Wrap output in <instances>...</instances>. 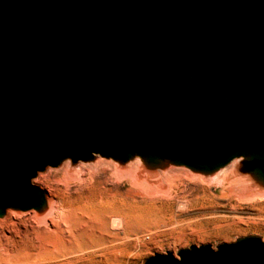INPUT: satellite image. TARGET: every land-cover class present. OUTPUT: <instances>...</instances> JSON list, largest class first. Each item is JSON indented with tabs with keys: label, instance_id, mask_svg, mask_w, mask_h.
Masks as SVG:
<instances>
[{
	"label": "water",
	"instance_id": "water-1",
	"mask_svg": "<svg viewBox=\"0 0 264 264\" xmlns=\"http://www.w3.org/2000/svg\"><path fill=\"white\" fill-rule=\"evenodd\" d=\"M100 161L264 194V0H0V219L44 217L37 176ZM176 256L141 264H264V241Z\"/></svg>",
	"mask_w": 264,
	"mask_h": 264
},
{
	"label": "rangeland",
	"instance_id": "rangeland-1",
	"mask_svg": "<svg viewBox=\"0 0 264 264\" xmlns=\"http://www.w3.org/2000/svg\"><path fill=\"white\" fill-rule=\"evenodd\" d=\"M119 172L112 162L100 161L75 170L64 165L40 173L33 183L43 188L57 206L43 220H38L33 212H12L0 219V236L12 237L20 230L26 231L22 242L36 256L10 264H141L145 258L167 252L178 259L177 250L190 245L211 244L214 248L218 243H231L251 234L264 241V198L253 195L242 185H225L228 180L225 179L222 185L216 186L205 182L202 176L193 178L185 169H172L164 174L174 179V183L162 188L139 183L135 174L119 178ZM110 174L113 179H106ZM100 182L119 185L122 189L134 184L135 191L154 192L153 199L133 208L127 246L119 243L115 251L84 248L86 239L83 238H79L81 243H68L72 205L82 196L95 192ZM202 189L209 191L213 198L200 202L202 205L192 202ZM222 192L227 195L222 197ZM186 199L190 204L178 208L180 200Z\"/></svg>",
	"mask_w": 264,
	"mask_h": 264
},
{
	"label": "bare ground",
	"instance_id": "bare-ground-1",
	"mask_svg": "<svg viewBox=\"0 0 264 264\" xmlns=\"http://www.w3.org/2000/svg\"><path fill=\"white\" fill-rule=\"evenodd\" d=\"M115 169L120 171L119 178L122 176L129 177L135 174V179L139 181V183H148L150 186L155 185L156 187L169 188L175 181L174 179L170 180L168 178L169 175L166 174H161L156 180L148 181L137 174L135 167L127 171ZM191 176L197 178V176ZM112 177L113 176L110 174L106 179L111 180L113 179ZM211 179H204V181L213 183L216 186L222 185L225 179H228L225 185L229 186L241 185L243 183L237 178H232L230 171H222ZM132 187H135L134 184L122 189L119 185H108L106 182H100L95 192L87 196H82L77 203L75 202L76 204L74 203L75 205H72L71 208L72 218L69 231L70 240H68V243H81L79 238H83L86 239L83 247L87 249L115 251L119 243L126 247L129 240V221L132 216L133 208L135 209L141 206L142 201H150L154 197V192L146 193L140 190L135 191ZM169 195L170 194L167 196ZM220 195L224 197L227 194L222 192ZM258 196L264 198V194ZM212 198L213 195L209 191L202 189L200 194L194 196L192 202L202 205L200 202L206 203V201ZM50 201L51 208L49 212L44 217L38 218V220L50 217L56 209L57 203L52 200ZM189 204L190 201L187 199L184 201L180 200L178 208L183 209ZM26 236L27 232L23 230L16 232L15 236L12 237L0 236V264H10L12 262L30 260L36 257L22 242L23 238ZM77 247L80 249L79 245H77Z\"/></svg>",
	"mask_w": 264,
	"mask_h": 264
}]
</instances>
